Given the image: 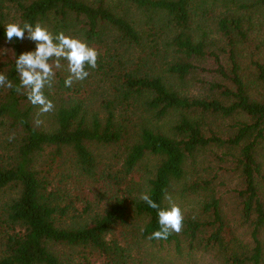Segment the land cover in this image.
Returning <instances> with one entry per match:
<instances>
[{
	"label": "trees",
	"instance_id": "16d2710c",
	"mask_svg": "<svg viewBox=\"0 0 264 264\" xmlns=\"http://www.w3.org/2000/svg\"><path fill=\"white\" fill-rule=\"evenodd\" d=\"M125 1L140 21L110 0H0V73L13 84L0 88V197L8 196L0 264H93L90 254L106 264H153L162 253L264 264V0ZM25 22L105 50L96 70L110 90L103 117L76 89L55 99L53 130L36 126L37 106L16 91V58L35 44L5 35L8 23ZM93 145L115 153L104 162ZM66 152L73 164L55 183L52 167ZM112 162L121 168L107 178L127 188L90 217L94 206L76 209L63 184L77 170L86 178L114 170ZM177 186L198 202L179 234L149 240L158 210L141 193L167 209L165 195ZM65 249L79 250L81 261Z\"/></svg>",
	"mask_w": 264,
	"mask_h": 264
},
{
	"label": "clouds",
	"instance_id": "9594fccd",
	"mask_svg": "<svg viewBox=\"0 0 264 264\" xmlns=\"http://www.w3.org/2000/svg\"><path fill=\"white\" fill-rule=\"evenodd\" d=\"M5 35L8 43L16 38L20 41L27 39L35 44L33 51L24 52L16 58V72L20 78L16 91H24L28 101L38 107V115L55 110V104L45 95V89L53 88L56 70L63 67L61 61L67 62L69 73L64 81L65 87H71L77 81H84L90 75L86 69H96L98 66L100 53L97 49L62 31L53 34L39 22L34 26L28 22L22 26L19 23H8L5 26ZM3 87L11 89L13 84L0 73V88ZM36 123L39 125L42 121L37 120ZM139 198L150 208L158 210L160 228L148 237L149 240H167L173 233L179 234L183 230L184 211L172 201L170 195H165V200L169 202L167 209H162L147 192L141 193Z\"/></svg>",
	"mask_w": 264,
	"mask_h": 264
},
{
	"label": "rangeland",
	"instance_id": "374dc122",
	"mask_svg": "<svg viewBox=\"0 0 264 264\" xmlns=\"http://www.w3.org/2000/svg\"><path fill=\"white\" fill-rule=\"evenodd\" d=\"M109 1V0H108ZM111 3H118L120 5L126 4L131 8L132 15L137 18L139 21L141 19V15L139 13H135L133 7H131L125 0H110ZM201 25L206 26L207 20L203 17H201ZM109 44L113 45V40H108ZM93 48L97 49L100 53V56H105V50L101 48V46L93 45ZM4 52L3 49L0 48V54ZM98 67V66H97ZM96 69H90V75L82 82H74L71 86L70 91L64 90L62 87H60L59 84V77L58 75H62L64 79L67 78L69 73L67 72V63H64V66L61 69L56 70V77L55 82L53 84V88L51 90H48L52 96V101L55 103H59L57 100H67L69 96L73 95L76 89H79L81 95H83V99L85 100L86 104L89 106L90 113L93 114L95 112H102L101 116H104L103 113V102L105 100H110V92L109 86L103 85V82L101 81V78L99 76V72L96 71ZM174 87L180 91L182 95H187L189 97H198L199 93L195 90L191 89L190 86L187 83H183V85L176 83V81H173ZM107 91V92H106ZM112 99V98H111ZM137 113L138 116L143 115L142 109H140ZM53 112L38 115V107L36 110L35 115V124L37 127L43 130L51 131L55 127V121H54V115ZM40 120L42 121L41 124L37 125L36 121ZM136 120V118H135ZM173 121V120H172ZM172 121H169L167 119L165 122L166 125H170ZM93 149L96 154H98L104 162L111 159V157L114 155L115 151L112 148H104L100 146H94ZM67 154V155H66ZM65 156L62 159H57V161L54 163V166L52 167V175L56 179L55 183L59 180L61 177V174H67L66 170H69L72 166V159L73 155L71 152H66ZM48 156L44 155L42 162L46 160ZM41 162V163H42ZM111 165L113 166L114 170L112 169H106L107 167H104L101 170H98L97 176L92 178H86L82 176L78 170L74 173V180H69L64 182L63 188L66 192H68L69 195L75 197L76 199V209H79L81 211L82 207L84 206L85 202H90L94 206V211L91 213V216H94L95 212H102L104 208L108 205L109 199L111 197L115 196H122L123 193L126 190L127 185L122 186H116L111 179L107 178V174H113L114 177L117 171L121 168V163L118 165L116 162H112ZM65 169V171L63 170ZM105 171V172H104ZM145 173V170L144 172ZM131 178L134 182H139V175L136 174L134 176H130L128 179V183H131ZM118 191V192H117ZM172 197V201L176 204H178L184 213H187L190 211L198 202V199H195L190 196H183L180 194V188L179 186L175 187L172 191V194L170 195ZM6 198H8L7 194L5 195ZM5 197H0V205L6 201ZM61 251V250H60ZM79 250L71 251L68 249H65V253H73L75 258H77V261H81L80 254L78 252ZM62 252V251H61ZM85 254H88V251L84 252ZM163 259H159L158 261L154 262L153 264H212V262L208 258H204L200 255H193L192 257H188L186 254L176 256V254H169L168 256H164ZM89 257V256H88ZM90 258L93 264H106L103 257H99L94 254H90Z\"/></svg>",
	"mask_w": 264,
	"mask_h": 264
}]
</instances>
